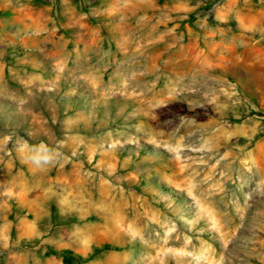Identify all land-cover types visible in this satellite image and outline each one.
Here are the masks:
<instances>
[{"label": "rangeland", "instance_id": "1", "mask_svg": "<svg viewBox=\"0 0 264 264\" xmlns=\"http://www.w3.org/2000/svg\"><path fill=\"white\" fill-rule=\"evenodd\" d=\"M0 264H264V0H0Z\"/></svg>", "mask_w": 264, "mask_h": 264}, {"label": "clouds", "instance_id": "2", "mask_svg": "<svg viewBox=\"0 0 264 264\" xmlns=\"http://www.w3.org/2000/svg\"><path fill=\"white\" fill-rule=\"evenodd\" d=\"M32 153L33 154L30 156L31 162L38 167L53 162L59 155L56 150L51 149L44 144L32 149Z\"/></svg>", "mask_w": 264, "mask_h": 264}, {"label": "trees", "instance_id": "3", "mask_svg": "<svg viewBox=\"0 0 264 264\" xmlns=\"http://www.w3.org/2000/svg\"><path fill=\"white\" fill-rule=\"evenodd\" d=\"M68 259H71V258H68ZM72 260V259H71Z\"/></svg>", "mask_w": 264, "mask_h": 264}]
</instances>
